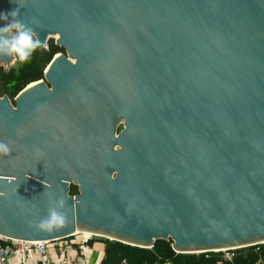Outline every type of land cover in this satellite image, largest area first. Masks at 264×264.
Returning <instances> with one entry per match:
<instances>
[{"label": "water", "instance_id": "1", "mask_svg": "<svg viewBox=\"0 0 264 264\" xmlns=\"http://www.w3.org/2000/svg\"><path fill=\"white\" fill-rule=\"evenodd\" d=\"M16 8L65 53L0 97L1 239L264 244V0H0ZM53 199L64 226L40 230Z\"/></svg>", "mask_w": 264, "mask_h": 264}, {"label": "trees", "instance_id": "2", "mask_svg": "<svg viewBox=\"0 0 264 264\" xmlns=\"http://www.w3.org/2000/svg\"><path fill=\"white\" fill-rule=\"evenodd\" d=\"M60 53L64 54L65 50L50 41L47 47L37 49L20 70L10 68L5 73L0 68V90L13 100L27 86L43 80L46 69ZM70 193L77 194L78 188L73 186ZM109 242L106 245L108 251L100 264H257L260 259H264V247L260 252L252 247L239 249L232 261H223L215 252L190 256L177 254L172 248V241L167 240L157 241L151 249ZM0 243L5 244L3 241ZM88 245L91 246L92 243L89 242Z\"/></svg>", "mask_w": 264, "mask_h": 264}, {"label": "clouds", "instance_id": "3", "mask_svg": "<svg viewBox=\"0 0 264 264\" xmlns=\"http://www.w3.org/2000/svg\"><path fill=\"white\" fill-rule=\"evenodd\" d=\"M0 25V58H9L11 65L27 63L33 53L42 47L38 33L20 19L18 8L0 13ZM9 151L7 145L0 142V155H7ZM64 206L63 199H53L47 214L40 219L36 227L45 231L63 227L66 220Z\"/></svg>", "mask_w": 264, "mask_h": 264}, {"label": "built area", "instance_id": "4", "mask_svg": "<svg viewBox=\"0 0 264 264\" xmlns=\"http://www.w3.org/2000/svg\"><path fill=\"white\" fill-rule=\"evenodd\" d=\"M62 240L46 242H23L0 238V241L5 243H0V264H29L27 258L34 256L37 258V264H73L74 261L72 262L68 260L65 256V254H67V248H62L64 247L62 246ZM80 242L81 243L79 247L83 252L88 246L89 242L87 240ZM251 247L254 248L256 252H260L261 248L264 247V244H256L255 246ZM55 250H58L61 253L60 257L56 258V260L52 256V253H54ZM236 251L238 250H225L215 253L218 254L223 261H232L235 257ZM78 264H88V262L84 261L83 263ZM257 264H264V259H260Z\"/></svg>", "mask_w": 264, "mask_h": 264}, {"label": "crops", "instance_id": "5", "mask_svg": "<svg viewBox=\"0 0 264 264\" xmlns=\"http://www.w3.org/2000/svg\"><path fill=\"white\" fill-rule=\"evenodd\" d=\"M80 243L81 242L78 239L62 240V246H64L62 248H67V254H65L67 259L72 262L74 261L73 264L83 263L84 261L88 262V264H100L102 259L104 258V255H106L105 244L97 242L92 244L91 246L88 245L82 252L79 247ZM60 254L61 253L58 250H55V252L52 253V256L56 260V258L60 257ZM27 261L29 262V264H37V258L35 256L28 257Z\"/></svg>", "mask_w": 264, "mask_h": 264}, {"label": "rangeland", "instance_id": "6", "mask_svg": "<svg viewBox=\"0 0 264 264\" xmlns=\"http://www.w3.org/2000/svg\"><path fill=\"white\" fill-rule=\"evenodd\" d=\"M50 41H54V42H55V38H54V39H51ZM49 43H50V42H49ZM22 66H23V65H21V64H16V65H12V66H10V67L0 66V68H3V71H5V73H7V72L9 71L10 68H15V69L18 71V70H20V69L22 68ZM5 95H7V94L3 93V91L0 90V97H3V96H5ZM16 97H17V96H16ZM16 97H15V98H16ZM15 98H14V99H15ZM14 99H13V100H14ZM11 100H12V99H11ZM13 100H12V102H13ZM122 129H123V127L121 126V127L119 128V132H120ZM82 238H83V237H81V234H78V235H74V236L70 237L69 239H73V240L78 239L79 241H83ZM88 242H91L92 244L99 242V243H103V244H105V246L108 245V244L110 243L108 240H107V242H106L105 239H94V240L92 239V240H90V241H88ZM111 243H113V242H111Z\"/></svg>", "mask_w": 264, "mask_h": 264}, {"label": "bare ground", "instance_id": "7", "mask_svg": "<svg viewBox=\"0 0 264 264\" xmlns=\"http://www.w3.org/2000/svg\"><path fill=\"white\" fill-rule=\"evenodd\" d=\"M33 85H36V84H32L30 87H32ZM78 234H81V237L83 241H90V240H94V239H105V240H108V241H111V242H116L115 240L113 239H110V238H106V237H103V236H100V235H95V234H92V233H89V232H78L76 235Z\"/></svg>", "mask_w": 264, "mask_h": 264}]
</instances>
